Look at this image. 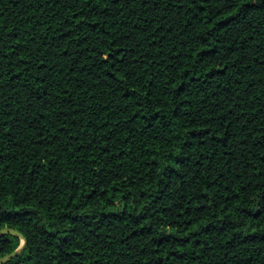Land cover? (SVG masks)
<instances>
[{"label":"trees","instance_id":"1","mask_svg":"<svg viewBox=\"0 0 264 264\" xmlns=\"http://www.w3.org/2000/svg\"><path fill=\"white\" fill-rule=\"evenodd\" d=\"M1 228L3 264H264V0H0Z\"/></svg>","mask_w":264,"mask_h":264},{"label":"water","instance_id":"2","mask_svg":"<svg viewBox=\"0 0 264 264\" xmlns=\"http://www.w3.org/2000/svg\"><path fill=\"white\" fill-rule=\"evenodd\" d=\"M3 233L12 234V235L17 236L18 238H20L21 244L15 250H13L11 253L0 257V264H3L6 261H8L9 259H11V258L17 256L18 254H20L22 252V250L24 249L25 245H26V239L19 231L15 230V229H12V228H1L0 229V234H3Z\"/></svg>","mask_w":264,"mask_h":264}]
</instances>
